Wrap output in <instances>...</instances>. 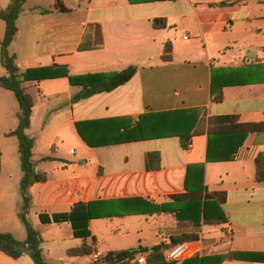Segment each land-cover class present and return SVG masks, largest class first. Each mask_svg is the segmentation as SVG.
<instances>
[{
	"label": "crops",
	"instance_id": "obj_1",
	"mask_svg": "<svg viewBox=\"0 0 264 264\" xmlns=\"http://www.w3.org/2000/svg\"><path fill=\"white\" fill-rule=\"evenodd\" d=\"M9 3L0 0V9ZM63 4L68 12L57 13L52 0H26L9 46L20 73L54 66H65L69 76L76 77L107 76L130 66L137 72L115 90L79 101L73 99L82 87L70 85L67 78L24 84L33 101L26 130L34 141L33 149L42 138L40 130L57 127L60 130L54 142L68 153L52 158L55 171L51 178L36 169L45 173L47 180L28 190L31 205L27 219L33 216V227L40 233L45 225L40 223L39 214L67 213L78 202L144 200L155 205L172 204L171 196L186 193L188 167L203 165L205 192L223 194L219 204L225 217L223 225L192 226L164 213L94 219L89 222L94 242L91 238L75 239L68 222L56 224L57 229L61 237L74 239L75 247L91 243L100 254L139 246L150 249L192 233L219 242L229 230L230 246L221 253H250L259 260L222 264H264V183L256 182L254 164L256 155L264 153V132L248 134L234 161L211 163L206 160L208 135L200 122L195 126L200 133L191 137L187 150L181 148L178 136L87 146L75 127L82 122L118 120L108 128L85 126L86 137L100 143L119 137L123 130L116 128L121 123L134 126L141 115L152 113L196 110L198 121L204 116H230L238 124L264 123V0H63ZM155 19H163L165 27L154 28ZM96 26L102 37L100 48H92ZM4 29L0 21L3 35ZM167 44L170 60L163 61ZM3 91L0 89V97L5 99ZM218 91L222 100L216 102ZM15 128L1 131L0 136L11 138L7 134ZM30 130H34L31 135L27 134ZM152 152L159 154L160 166L147 171L145 155ZM2 156L0 148V173ZM45 157L40 156V160ZM33 205L41 211L32 213ZM144 225L156 235L151 247L145 245ZM131 229L139 230L142 238L136 246L116 249L107 244H111L107 236L114 230L125 235ZM5 232L0 229V233ZM60 242L61 238L53 245L60 247ZM43 243L41 239L45 257L53 260ZM100 244L106 250H99ZM75 247H65L64 255ZM0 264L34 263L27 254L13 260L0 252Z\"/></svg>",
	"mask_w": 264,
	"mask_h": 264
},
{
	"label": "trees",
	"instance_id": "obj_2",
	"mask_svg": "<svg viewBox=\"0 0 264 264\" xmlns=\"http://www.w3.org/2000/svg\"><path fill=\"white\" fill-rule=\"evenodd\" d=\"M162 1V0H149ZM26 0H10L5 9H0V21L4 23V35L0 40V61L7 72L6 76H0V89L13 93L19 108L18 125L15 130L9 132L7 136L15 137L18 142V152L20 156V168L22 177L19 183L20 194L23 198V205L19 211V219L26 232V239L23 243L16 240L10 233H0V252L13 260L21 258L27 254L34 264H49L48 259L41 248V238L38 231L29 223L27 219L31 205L29 188L36 183L46 182L47 176L41 171H37L32 161L33 139L26 135L29 127L33 101L24 87L25 83L38 82L48 79L67 78L70 85L81 86L82 91L75 96L73 101L86 99L95 94L111 92L116 88L126 84L137 72V68L130 66L118 73L107 76L95 74L81 77L69 76L65 66H54L49 68L29 69L23 73L15 66V56L9 53V46L17 33V20L22 12ZM54 12L66 13L68 7L63 4V0H52ZM45 14L48 11H42ZM154 28H164L163 19L153 21ZM96 36L92 48L102 46V37L99 27H95ZM171 48L167 44L164 51L163 61L170 60ZM222 100L221 91H218L214 101ZM199 112L196 110H182L165 113H152L141 115L138 122L133 126H125L121 123L116 130H123L119 137L100 143L91 142L83 130L85 126L95 128H108L110 124L118 120H108L99 122L76 123L75 127L78 135L87 146L107 145L110 143H128L150 138L178 136L180 146L187 150L191 137L200 133L195 128L197 122L205 126L208 135L207 162H231L236 158V154L242 147L245 137L250 133L264 132V123L261 124H238L235 117H209L199 119ZM124 121V120H119ZM199 126V125H198ZM197 127V126H196ZM88 128V127H87ZM91 128V127H90ZM195 128V130H194ZM43 161L53 160L45 157ZM160 156L156 152L145 155V168L147 171L159 169ZM256 168L255 180L257 183H264V153H259L254 158ZM195 174L194 177L190 176ZM204 166L193 165L188 167L185 180V191L183 195L171 196V203L155 205L144 200H118L108 202H78L73 205L67 213L48 214L41 213L38 218L41 224H61L68 222L75 239L87 240L91 238L89 222L94 219H112L125 215H153L170 214L180 223L188 221L192 226H200L201 223L207 226H219L225 224V217L219 209V204L223 200V194L209 195L205 192L203 185ZM137 204V205H131ZM94 242V238H91ZM183 243L192 245L189 256L181 264H222L226 261L258 262L259 256L250 253L225 252L207 256H198V247L201 238L198 234H184L171 238L169 244L160 243L150 249L137 247L128 250L109 251L105 254L104 264H137L136 259L141 254H146L145 264H173L167 263L164 259V252ZM96 252L93 244L82 243L80 246L69 249L67 257H90Z\"/></svg>",
	"mask_w": 264,
	"mask_h": 264
},
{
	"label": "rangeland",
	"instance_id": "obj_3",
	"mask_svg": "<svg viewBox=\"0 0 264 264\" xmlns=\"http://www.w3.org/2000/svg\"><path fill=\"white\" fill-rule=\"evenodd\" d=\"M3 34L0 33V37ZM0 75H7V72L3 68L0 61ZM3 94H6L7 97L2 99L0 97V132L14 129L18 125V103L11 92L3 91ZM59 128H52L51 130L45 127V130H40L42 138H38V142L33 149L35 156L33 157V163L35 164L36 169H40L50 175L52 171H55V163L51 161H42L40 156H48L50 158H56L57 155H62L67 152L62 151V145L55 141V135L59 132ZM34 130H30L27 134L31 135ZM0 148L2 150L3 156L1 158V173H0V229L7 231L5 233H10L21 243L25 240L26 232L23 224L19 219V211L23 205V198L19 190V182L22 177V171L20 168V156L18 152V143L16 138H4L0 136ZM52 149V150H51ZM68 155V153L66 154ZM40 212L36 206L31 207V212ZM33 216L28 218L29 223L33 226L31 221H33ZM116 224V223H115ZM183 225V224H182ZM142 234L144 235L145 245L151 247L157 240L156 235L152 229L147 228L146 225L143 227ZM209 229V228H207ZM139 230L131 229L127 234L122 235L123 231H113L111 235L107 236V239L111 242L113 247L116 249H128L134 247L138 244V241H142L140 234L137 233ZM39 233V232H38ZM196 234V233H192ZM64 235V234H63ZM201 238V244L198 247L197 255L207 256L212 254L221 253L226 248H220L218 250H212V247L216 245L215 239L209 242L203 238L202 235H199ZM39 237L43 240V248L45 250H50V256L53 260L49 261V264H104L103 259L105 254L96 252L90 257H81V258H69L67 255H64L65 247H75V240L68 238L67 236L61 237L60 232L57 229L56 224L45 225L39 233ZM61 238V246L53 245V242ZM26 239V238H25ZM220 242V241H219ZM144 244V242H142ZM106 244V245H107ZM93 247L95 245L93 244ZM192 247V246H191ZM106 246L103 244L99 245V250H106ZM202 249V251H201ZM194 254L190 250V253L184 259L180 260L177 263L181 264L189 256ZM146 258V256H145ZM77 262V263H75Z\"/></svg>",
	"mask_w": 264,
	"mask_h": 264
},
{
	"label": "built area",
	"instance_id": "obj_4",
	"mask_svg": "<svg viewBox=\"0 0 264 264\" xmlns=\"http://www.w3.org/2000/svg\"><path fill=\"white\" fill-rule=\"evenodd\" d=\"M232 239V234L228 230L224 236V239H222L220 242H218L216 245L212 247V250H218L220 248H228L230 246ZM191 244L190 243H183L179 244L167 251L164 252V259L167 263H177L180 260L187 257V255L190 253L191 250ZM202 251V249H201ZM146 254H141L137 259V264H145L146 263Z\"/></svg>",
	"mask_w": 264,
	"mask_h": 264
}]
</instances>
